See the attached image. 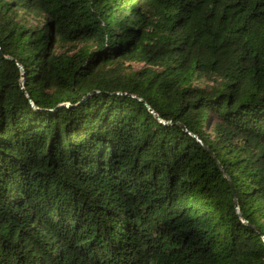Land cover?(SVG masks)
<instances>
[{
    "label": "trees",
    "instance_id": "trees-1",
    "mask_svg": "<svg viewBox=\"0 0 264 264\" xmlns=\"http://www.w3.org/2000/svg\"><path fill=\"white\" fill-rule=\"evenodd\" d=\"M0 264H264V0H0Z\"/></svg>",
    "mask_w": 264,
    "mask_h": 264
},
{
    "label": "water",
    "instance_id": "water-1",
    "mask_svg": "<svg viewBox=\"0 0 264 264\" xmlns=\"http://www.w3.org/2000/svg\"><path fill=\"white\" fill-rule=\"evenodd\" d=\"M19 68H20L21 71H23V68L21 66H19ZM139 100L141 101V99H139ZM150 112L153 114V116H155V118H157L161 122V120L158 118V116L153 111L150 110ZM181 127L185 131V128L182 125H181ZM225 178L229 181V183H230V185L232 187V184H231V182L229 180V177L227 175H225ZM232 191L234 192L233 187H232ZM234 204H235V207H236L237 215L241 218V220L244 221V219L242 218V216L240 214L239 207H238V204H237V200L235 199V195H234Z\"/></svg>",
    "mask_w": 264,
    "mask_h": 264
},
{
    "label": "rangeland",
    "instance_id": "rangeland-1",
    "mask_svg": "<svg viewBox=\"0 0 264 264\" xmlns=\"http://www.w3.org/2000/svg\"><path fill=\"white\" fill-rule=\"evenodd\" d=\"M30 25H34L35 24V21L34 20H29L28 21ZM62 49L61 48H57V52H62L61 51ZM127 65H130L131 68H134V69H140L142 67V65L140 64H127ZM202 85H204V83H202Z\"/></svg>",
    "mask_w": 264,
    "mask_h": 264
}]
</instances>
